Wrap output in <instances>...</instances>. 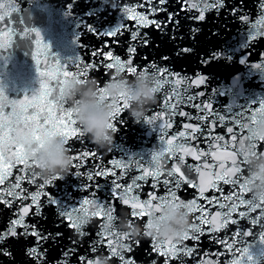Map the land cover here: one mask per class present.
<instances>
[{"label":"water","instance_id":"95a60500","mask_svg":"<svg viewBox=\"0 0 264 264\" xmlns=\"http://www.w3.org/2000/svg\"><path fill=\"white\" fill-rule=\"evenodd\" d=\"M17 3L18 10L12 11V5ZM211 0H166V3L160 4L159 0H0V4L5 7L0 9V15L5 12H11L13 24L10 27L16 29L17 35L13 36L12 46L0 53V82L5 90V94L9 99H23L24 95H31L40 87L39 73L36 71L35 62L32 59V50L34 45L32 38L23 36L21 33L25 28L38 29L46 44L50 46V53L54 60H58L62 65L72 67L71 71H76L74 65L78 58L85 61L91 60L97 64L99 57L89 56L93 49L104 48L105 52L109 47L114 54L121 58H127V48L129 46L130 31L136 30L137 21L135 19L126 20L130 29L124 35L108 38L96 36L87 31V26L91 24L100 32L111 31L121 23L123 9L120 4L131 6L135 13L148 17L149 21H167L169 13L173 14V21H178V28L175 29V39H172L174 27L172 23L167 24L165 33H161L154 24H149L148 27L141 26L138 30L141 34L147 33L149 37L148 46H143L136 42H132L137 51L133 59V66L137 68V72L122 73L119 70H109L101 64L92 70L89 69L88 79H95L102 87L107 82L124 79L126 84L133 89L136 87L138 75L151 76V83L156 84L158 79L156 75V67L163 68L165 65L172 73L186 75L193 82L183 80L181 85H176L182 95L185 97L183 103L177 107L176 112L181 113L173 115L170 118L167 113H164L161 100L168 91V86L156 95V101L150 105L145 113V116L153 113L163 114L165 119L158 121L167 124L171 122L170 128H158L155 124H148L144 117L139 121H135L127 110L118 117V120L124 121L119 125L120 131L113 133V140L109 148L99 149L95 144L91 143L90 138L85 136L83 141L71 140L69 143L72 150L69 151L71 156L74 152H97L98 155L90 158L84 168H76L67 173H62V179L53 181L51 184H46L43 188L38 187L44 181L49 180L52 175L47 177L39 173V169H33L38 175L35 183L24 182L23 189L28 194L38 195L41 203H44V193H54L57 200V205L62 206L64 210H71L76 206L81 198H90L84 191V177H77L72 174L76 172L91 171L97 166L111 168L114 161H121L132 164V169L125 175L124 170L117 169L118 177L123 176L121 183L130 184L131 178L140 175V170L135 167V163L142 164L145 168L151 170L152 154L158 152L165 147L162 142V137L169 139L173 138L180 131H183V125L191 123L194 127H199L200 131L196 133L199 139H194L186 146H191L197 151H203L206 154L199 160L192 156L185 155L184 160L187 165L201 167V171L205 173V184L209 176L215 181V174L221 173L224 169L219 167L220 163H224L227 168L231 161L226 158L215 160L211 155L212 150H216L219 154L222 149L215 144V141H210L205 137L211 133L212 137H223V142L230 144L232 147L238 145L232 144L231 137L227 133V127L232 126L230 123L231 115L245 110L254 102L258 103L264 99V70L256 68L254 65L259 63L264 65V0H224V7L213 9L206 7ZM196 5V7H193ZM153 9H156L153 12ZM164 9V10H160ZM203 12L205 15L204 21L191 19L190 17H198ZM4 25L0 24V28ZM192 29H198L195 39H192ZM256 36L253 41L252 37ZM119 40V43H115ZM108 45L106 47L105 45ZM82 45L84 46L82 48ZM192 48L190 54L178 56L177 50L182 48ZM209 53H217L218 59L212 61L207 66L200 62L201 55ZM167 57L168 59H162ZM241 61H244L241 63ZM118 75H111L114 73ZM206 76V83L197 86L195 80L200 76ZM111 77V78H110ZM186 87V91H185ZM203 93V95H198ZM190 97V99H189ZM67 103V102H66ZM212 104L214 113L209 116V113L201 112L200 104ZM68 104V103H67ZM69 105V104H68ZM195 105V107H194ZM70 106V105H69ZM6 109L5 111H10ZM224 116V121H218L216 116ZM203 115L205 119L200 117ZM191 117V119H189ZM213 125H215L213 127ZM183 143V141H176ZM212 145L210 148L209 145ZM258 149L264 152V143L258 145ZM135 162V163H133ZM174 166V160L165 158L161 160V168L165 171L170 170ZM22 166H15L11 169L12 176L5 185L0 188L7 189L8 184L14 182L19 174L17 169ZM248 168V166H247ZM250 169L246 179L248 180ZM187 175V173H186ZM163 179V177H161ZM99 199L103 201L105 198H110L109 184L112 177H108L107 181L103 178H98ZM191 180L195 184H199V176L193 172ZM86 182V181H85ZM155 183L151 178L141 182V187L138 189L139 198L141 201L148 196L155 194L157 196H167L168 186L157 185L154 189L152 185ZM223 194L227 196L231 190V184H224L222 181H216ZM19 191V190H15ZM135 194V193H134ZM177 196L184 202H191L198 197V188L191 187L188 184H182L179 189H176ZM205 197H219L221 192L209 188L204 194ZM251 196V194H246ZM5 197L11 200V197ZM66 197V199H64ZM198 204L206 205L205 200H198ZM222 203L224 201H221ZM176 203V202H174ZM30 200L21 201L17 198L11 207H7L4 203H0V232L5 231L10 225L9 221L15 219L14 210H19L20 207L30 205ZM116 208V214L119 216L117 229L123 232H129V222L127 216L130 209L123 206L120 202L113 200ZM79 206V205H78ZM91 210V205L88 206ZM210 215H215L217 211H223L208 205ZM61 207L57 208V211ZM247 210L246 208L237 209V212ZM34 211V209H32ZM46 220H40L39 226L46 228L52 232L60 231L64 234L61 245L58 247L51 242L46 243L44 247L48 250L47 256L39 260L27 255L30 247L35 243L34 237L25 239L23 236L18 238H8L3 242V247L10 255H0V264H82L79 260L80 256L86 259L96 255L90 252V241L95 238L97 219L93 218L88 226V231L91 235L76 236L73 230L62 225L59 229L55 227L56 216L53 209L45 207ZM190 228L199 227L195 217H199L200 213L193 211L190 214ZM260 217V212L252 213L247 219H241L237 213H233L231 219L239 220V225L229 224L227 228L221 229L219 233H208V226L205 225L206 234L201 236L200 240L193 241L191 239L184 241L188 246L198 244L195 253L191 257H184L185 264H230L233 259L232 252L236 253L235 258L239 259L241 252L245 246L251 245V253L255 257L257 264H264V244L259 241V235L264 234V228L250 223L251 218ZM147 217L137 222V225L144 227ZM149 220V218H148ZM25 222L29 224L37 223L31 216V212L25 218ZM127 224L126 229L124 225ZM135 225V226H137ZM237 227L245 231H251V236H241L235 240L229 237L236 232ZM133 228V227H132ZM22 229H17L18 234ZM81 241L79 248L75 252L69 251L67 257L63 255V248L71 249L73 245L69 240ZM227 240L233 244L232 252H225V246L215 242V238ZM133 240L139 239L141 244L135 250V257L139 264H144L154 259L156 264H164V258L153 253L152 256H146V249L151 243L150 238L144 236H132ZM179 242V239H173ZM163 241V240H160ZM217 253H223L217 255ZM96 264L105 259L103 255L96 256ZM108 264H119L118 260H108ZM171 264H176L172 261Z\"/></svg>","mask_w":264,"mask_h":264},{"label":"snow or ice","instance_id":"6c2138e0","mask_svg":"<svg viewBox=\"0 0 264 264\" xmlns=\"http://www.w3.org/2000/svg\"><path fill=\"white\" fill-rule=\"evenodd\" d=\"M148 2L151 3V0H148ZM159 3L164 4L166 0H159ZM4 7V4H0V9ZM193 7H196V5H193ZM206 7L218 10L224 7V0H211V3L206 5ZM120 8L123 9L121 23L113 30L100 32L91 24L86 29L96 36L118 37L130 31L126 20L135 19L137 21L136 30L130 31L127 58H121L119 55L114 54L110 47L107 52L102 47L100 49H93L87 54L92 57H99L97 64H101L106 69L119 70L122 73L134 75L137 72V68L133 66V59L137 49L132 42L143 44L145 47L150 42L148 34H141L138 29L141 26L148 27L149 24H154L163 34L167 30V24L172 23L174 31L171 38L175 39V29L178 28L179 24L178 21H173L172 13H169L167 21H149L147 16L135 13V10L131 6L120 4ZM17 10L18 5L15 3L12 5V11L16 12ZM155 11L156 9H153V12ZM190 18L204 21L205 15L201 12L198 17ZM0 24L4 25L3 28H0V53H2L12 46V37L16 36L17 32L15 28L10 27L13 24L11 12H5L3 15H0ZM191 31L193 33L191 38L195 39L198 29H192ZM21 35L32 38L34 50H32L31 55L36 65V71L39 73L40 87L31 95H24L23 99H9L5 94L2 82H0V186L5 185V182L12 176L11 169L13 167L22 166L17 169L19 174L16 176L15 181L9 183L7 189L0 188V203L11 207L12 203L19 198L21 201L30 200L31 204L27 206L22 205L19 210H14L15 219L10 220V226L5 231L0 232V255L7 256L11 254L2 246L3 242L8 238H18V235L23 236L25 239L28 237L35 238V243L30 247L27 255L37 260L47 256L48 250L44 247L46 243L51 242L59 247L64 234L60 231L52 232L39 226L40 220L47 219L45 207H49L53 209L57 218L55 227L59 229L62 225L67 224L76 236L91 235L88 231V226L91 224L93 218L97 219L95 238L90 241V252L96 254L94 257L103 255L109 261L113 259L118 260L119 264H139L134 253L136 248L140 246L141 241L139 239L133 240L131 232H123L117 229L119 216L116 214L113 200L120 202L123 206H127L130 209L127 216L130 228L137 225L139 220L147 217L145 225L154 206L169 202H184L176 194V189H179L182 184L198 188V197L191 202H187V206L190 209V213L193 211L200 213L199 217L194 218L200 226L189 228L185 231L179 242L173 239L160 241L155 237L149 236L147 232H142L141 236L148 237L151 240L148 249H146V256H152L155 253L164 258V264H171L172 261H176V264H185L184 257H191L195 253L198 244L190 247L184 241L191 239L198 242L201 236L206 234L205 225L208 226V233H219L221 229L227 228L229 224L239 225V220L231 219L233 213H237L241 219H247L252 213L259 211L260 217L253 216L250 223L264 228V200L257 202L251 196L246 195L249 194V181L246 179L248 174L247 156L249 154L257 156L264 154V152L258 149V145L264 143V139L258 138L254 132L255 125L261 119H264V99H261L258 103L254 102L245 110L231 115L230 123L232 126L227 127V133L231 137L232 144L238 145V147H232L231 151H229L230 144L224 143L223 137H212L211 133L205 137L210 141L214 140L215 144L222 149L219 154H217L216 150L211 151L210 155L215 160L226 158L231 161L227 168H225L224 163L219 164V167L224 169V171L215 174V181L209 176L207 184H205V173L201 171V167H207L206 164L192 167L187 165L184 160L185 155L199 160L206 154L203 151H197L191 146H186L190 141L199 139L196 133L200 131L199 127H194L191 123H187L183 125L184 130L173 136V138L162 137L165 147L152 154L151 170L145 168L140 163L133 162L141 174L132 177L130 184L121 183L124 177H118L116 171L117 169H122L126 175L132 169V164L126 162L114 161L111 168L97 166L91 171H73V175L85 178L81 182L84 184V191L90 198H81L78 204L72 207L71 210H64L62 206H58L54 193H44V203H41L38 195L26 193L22 184L24 182L35 183L38 174L33 169L38 168V165L35 160L29 159L26 156L24 146L19 142V137L24 133H29L34 140L39 141L42 135H58L62 138L68 151L72 150L69 141H83L85 135L81 131V126L78 124L74 112L64 99V88L68 79L72 77L78 81H86L89 76V69L94 70L97 64H94L91 60L85 61L82 56V58H78L77 63L74 65L76 71H71L70 69L73 66L62 65L58 60L52 58L50 46L44 42L38 29L25 28ZM252 39L255 41L256 36L254 35ZM115 43L118 44L119 40H116ZM105 46L108 47L107 44ZM192 51L193 49L190 47L182 48L178 49L176 54L183 56L190 54ZM162 59L166 60L168 58L163 57ZM216 59H218L217 53H209L201 55L200 62L202 65L207 66ZM243 62L241 61V63ZM254 66L264 70V65L262 64L257 63ZM155 73L158 77L153 89L155 94L162 92L165 86H168V91L161 100L164 113H167L169 118L173 115L181 114L177 113L176 109L183 103L185 97L176 85H181L183 80H188L189 83L193 81L186 75L170 72L166 65L163 68L156 67ZM206 79L205 75H200L194 82L199 86L205 84ZM98 89L101 92L103 91V87L99 83ZM198 95H203V93H199ZM101 98L103 99V96ZM127 108V102L121 99L118 107L112 114V121L109 124L112 133L120 131L119 125L124 121L118 120V117ZM200 108L202 113L207 112L209 116L215 111L211 103L206 105L201 103ZM6 109L11 110L6 112ZM200 118L205 119L203 115ZM216 118L221 122L225 119L224 116H219L218 114ZM163 119H165L163 114L156 113L144 117V120L148 124L155 125H157L158 121L162 122ZM157 126L158 128H170L172 125L169 122L167 124L161 123ZM176 141H183V143ZM209 147L211 148L212 145L210 144ZM97 155V152H74L71 155V168L73 170L84 168L87 161ZM165 158L174 160V166L167 171L161 168V160ZM193 172L198 174L199 184L192 182L191 174ZM108 177H112V181L109 184V189L111 190L110 198H105L101 201L99 199V192L97 191L99 187L98 178H103L107 181ZM62 178L63 176L60 174L52 175L49 180L39 184L38 187L43 188L46 184H51L53 181ZM147 178L155 181L152 185L154 189L157 185L168 186V195L157 196L152 194L141 201L138 189L141 187V182L146 181ZM216 181L231 184V192L225 196ZM209 188L221 192V195L219 197H205L203 194ZM5 192L7 197L12 198L11 200L6 199ZM201 199L206 201V205L202 206L198 204L197 201ZM221 201L224 202L222 203ZM89 205H91V210H89ZM208 205H212L223 211H217L215 215H210ZM58 207H61V210L57 211ZM242 208H246L247 210L237 212V209ZM30 212L32 218L37 223L29 224L25 222V218ZM18 228L22 229L19 234L17 232ZM252 234L251 231H245L237 227L236 232L229 239L235 240L238 237L251 236ZM69 240L73 247L71 249L66 247L62 249L65 257L68 256L69 251L75 252L81 243L79 240H72L71 237H69ZM259 241L264 244V234L259 235ZM215 242L223 244L225 252H232L233 244L227 240L217 237L215 238ZM250 249L251 245H248L240 250L241 255L239 259H236V253L232 252L233 259L230 261V264H257ZM220 254L223 253H217V255ZM261 255H264V252ZM79 260L82 264H92V258L86 259L84 256H80ZM144 264H149V262L145 261ZM151 264H156V261L153 259Z\"/></svg>","mask_w":264,"mask_h":264},{"label":"clouds","instance_id":"9594fccd","mask_svg":"<svg viewBox=\"0 0 264 264\" xmlns=\"http://www.w3.org/2000/svg\"><path fill=\"white\" fill-rule=\"evenodd\" d=\"M113 75L118 73L114 72ZM151 79V76L138 75L135 89L126 84L124 79H110L101 92L95 79L85 82L72 77L65 85L64 99L74 112L83 134L99 149H105L109 148L113 140L109 124L121 99L127 102V111L135 121L142 119L148 107L155 103L156 95ZM254 132L258 138L264 139V119L255 125ZM19 142L23 144L26 156L37 162L41 175L47 177L70 171L72 159L60 136L42 135L36 141L29 133H24L19 137ZM247 166L250 169L249 193L257 202L264 200V154H249ZM189 214L187 202L161 204L154 206L146 226L137 225L128 231L132 236L147 232L159 240L179 239L191 227ZM124 227L127 229V224ZM96 260L93 257L94 264ZM100 264H108V259L101 260Z\"/></svg>","mask_w":264,"mask_h":264}]
</instances>
